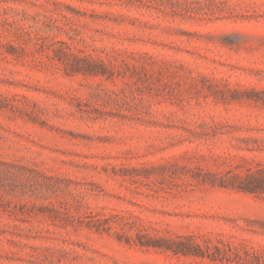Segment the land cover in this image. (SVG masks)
<instances>
[{
	"label": "rangeland",
	"instance_id": "rangeland-1",
	"mask_svg": "<svg viewBox=\"0 0 264 264\" xmlns=\"http://www.w3.org/2000/svg\"><path fill=\"white\" fill-rule=\"evenodd\" d=\"M0 264H264V0H0Z\"/></svg>",
	"mask_w": 264,
	"mask_h": 264
}]
</instances>
